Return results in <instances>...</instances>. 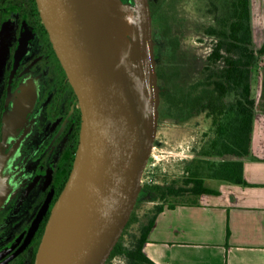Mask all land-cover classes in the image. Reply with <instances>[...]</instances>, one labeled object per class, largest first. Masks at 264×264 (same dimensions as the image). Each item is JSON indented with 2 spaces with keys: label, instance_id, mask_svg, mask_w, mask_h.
Instances as JSON below:
<instances>
[{
  "label": "water",
  "instance_id": "95a60500",
  "mask_svg": "<svg viewBox=\"0 0 264 264\" xmlns=\"http://www.w3.org/2000/svg\"><path fill=\"white\" fill-rule=\"evenodd\" d=\"M80 104L79 144L34 264H105L141 190L154 147L159 87L148 0H128L132 29L121 59L109 52L121 0H36Z\"/></svg>",
  "mask_w": 264,
  "mask_h": 264
},
{
  "label": "flooded vegetation",
  "instance_id": "af4514ba",
  "mask_svg": "<svg viewBox=\"0 0 264 264\" xmlns=\"http://www.w3.org/2000/svg\"><path fill=\"white\" fill-rule=\"evenodd\" d=\"M80 128L78 96L36 0H0V264H34Z\"/></svg>",
  "mask_w": 264,
  "mask_h": 264
},
{
  "label": "trees",
  "instance_id": "16d2710c",
  "mask_svg": "<svg viewBox=\"0 0 264 264\" xmlns=\"http://www.w3.org/2000/svg\"><path fill=\"white\" fill-rule=\"evenodd\" d=\"M148 1L153 23L160 8L159 2ZM205 34L213 40V45L202 67L203 79L187 87L177 82L176 70L161 63L162 54L154 45L159 106H165L177 119L204 113L216 136L211 147L219 146V156L232 158L213 166L210 177L247 186L240 159L250 150L255 109L251 80L253 69L264 56V0H230L226 14L218 18L215 25L208 26ZM168 46L176 52L178 43L171 40ZM201 168L189 163L184 168L185 175L174 185L142 183L139 194L146 202L154 203V207L140 220L135 213V204L105 264H111L115 257L123 258L126 264H156L144 253L143 246L157 215L165 206L173 207L175 202L166 204L169 197L186 196L188 201L177 203L194 205L203 194H218L217 190L206 186ZM226 234L229 235L228 228Z\"/></svg>",
  "mask_w": 264,
  "mask_h": 264
},
{
  "label": "crops",
  "instance_id": "0c3cea01",
  "mask_svg": "<svg viewBox=\"0 0 264 264\" xmlns=\"http://www.w3.org/2000/svg\"><path fill=\"white\" fill-rule=\"evenodd\" d=\"M251 94L250 150L240 159L249 185L212 179L205 184L218 194L165 206L143 246L154 263L264 264V56L253 69Z\"/></svg>",
  "mask_w": 264,
  "mask_h": 264
},
{
  "label": "rangeland",
  "instance_id": "374dc122",
  "mask_svg": "<svg viewBox=\"0 0 264 264\" xmlns=\"http://www.w3.org/2000/svg\"><path fill=\"white\" fill-rule=\"evenodd\" d=\"M121 1L125 3L128 0ZM154 1L159 2L160 7L152 25L154 32L161 37L158 44L163 59L161 63L169 64L172 70L177 71L176 80L182 87L202 80V67L213 45V40L205 34V29L215 25L217 19L226 14L230 0ZM153 40L155 45L154 34ZM171 40L178 43L176 52H172L168 46ZM165 108L159 106L152 150L156 160H159L155 170L157 184L174 185V182L185 175L184 168L189 163L192 167L200 165L202 178L206 183H211L213 166L232 158L219 156V146L211 147L216 136L210 119L204 113L177 119ZM187 198L171 196L166 204L188 201ZM136 204L135 213L140 220L154 207V203L146 202L142 194H139ZM111 264L126 262L121 257H115Z\"/></svg>",
  "mask_w": 264,
  "mask_h": 264
},
{
  "label": "bare ground",
  "instance_id": "6f19581e",
  "mask_svg": "<svg viewBox=\"0 0 264 264\" xmlns=\"http://www.w3.org/2000/svg\"><path fill=\"white\" fill-rule=\"evenodd\" d=\"M133 8L124 3L119 6L110 16V23L107 29L106 40L111 57L115 61L121 59V55L128 43L132 29Z\"/></svg>",
  "mask_w": 264,
  "mask_h": 264
},
{
  "label": "built area",
  "instance_id": "2783aa9c",
  "mask_svg": "<svg viewBox=\"0 0 264 264\" xmlns=\"http://www.w3.org/2000/svg\"><path fill=\"white\" fill-rule=\"evenodd\" d=\"M149 158L150 159L148 160V163L143 171L141 182L148 183V184H154L157 182V179L155 176L156 175L155 170H156V167L158 166L159 160H156L155 156L153 155V151H151V155ZM151 159L153 160L151 161Z\"/></svg>",
  "mask_w": 264,
  "mask_h": 264
}]
</instances>
